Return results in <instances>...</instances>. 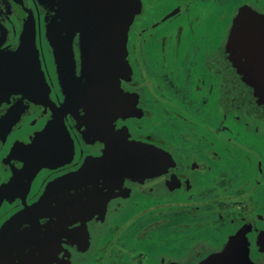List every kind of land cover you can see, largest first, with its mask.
Returning <instances> with one entry per match:
<instances>
[{
  "label": "flooded vegetation",
  "instance_id": "1",
  "mask_svg": "<svg viewBox=\"0 0 264 264\" xmlns=\"http://www.w3.org/2000/svg\"><path fill=\"white\" fill-rule=\"evenodd\" d=\"M43 1L0 0V54H11L19 47L30 21L34 27L29 36L35 39L34 49L39 61L37 73L23 77L28 82L26 88L12 86L8 92L0 91V189L25 171L27 153L35 154L43 148V156L53 157L49 161L35 154L34 159L42 160V169L30 182L26 194L29 207L42 197L52 182L77 173L85 164L105 160L113 152L125 157L121 147L105 144L86 132L84 110L74 96L70 95V105L66 103L68 97L64 93L67 92L57 83L53 45L44 26L50 8ZM67 1L71 3L70 13L75 15V24L74 27H57L61 34H56L54 46L64 50L70 47L79 72L82 49L87 54L88 47L96 46L99 39L97 35H85L92 27L86 19L93 13L95 0ZM139 1L141 12L134 19L127 43L126 60L132 68V77L120 81L118 92L109 86L104 87L108 93L104 89L95 96L89 92L88 115L94 134L116 140L122 137L143 146L148 152L145 162L148 156L152 160L150 171L120 181H99L102 187L92 198L74 201V204L94 201L91 209L80 217L84 222H72L69 229L76 232L59 242L35 240L42 251L37 257L19 250L29 248L21 241V234L31 223L26 216L22 220L25 217L21 199L3 200L0 204V264H140L143 260L144 264H174L171 257L156 260L157 263L147 262L151 255L147 249L153 248L154 243L158 242L168 255L172 252L169 250L172 240L163 239L166 235L158 228L166 218L153 222L162 214L156 213L160 204H153L149 218L141 219V213L138 217L132 216L137 218V224L145 221L135 237L144 255H140L139 260L136 254L131 258L121 253L128 240L124 237L126 221L122 215L132 213V207L138 206L134 203L137 193L152 195L165 183L172 186L164 197L171 203L163 206L166 215L183 212L189 206L194 208L188 215L190 225L176 228L175 234L170 235L181 238L180 235L195 237L202 233V238L194 242H207L210 247L206 252L203 250V259H197L202 257L200 251H192L189 258L195 257L197 262L188 264H210L222 254L219 259L224 258L226 262L228 258L230 264H237L240 259V264H264V160L258 144L248 139L253 136L259 144L264 141L258 123L253 122V114L264 117V28L258 31L249 28L248 31L257 32L248 35L247 43L240 41L241 38L234 39L228 34V28L235 13L225 10L229 12L230 21L224 24V29L221 25L217 30L216 24L222 22L223 0H198L207 3L205 6L197 0H181L183 6H178L180 0L172 4L170 0ZM227 1H231L232 6L241 4L255 8L264 15V0ZM261 30L263 32L259 33ZM183 37L184 43L192 46V54L190 51L185 55L179 53ZM189 37H192L190 41ZM84 38L88 40L86 44ZM207 44L211 46L209 51L205 50ZM224 46H230L232 70L236 71L230 77L216 74L215 69L221 64L210 63L215 60L220 63ZM214 52L213 58L208 57ZM149 55L156 60L155 66ZM168 57L171 62H180L177 71L168 70ZM94 59L96 63L98 58ZM7 78L12 83L22 80V77ZM191 90L195 93L192 103ZM120 92L125 99L134 100V118L123 113L124 103L117 98ZM101 94L110 95V101L104 103L95 99ZM214 112L216 120L208 123L204 130L202 122ZM231 114L233 117L229 118ZM53 122L55 130H51V135L42 136ZM37 137H40L39 142H36ZM158 149L166 156H161L160 162L154 155ZM150 202L145 199L142 205L148 207ZM57 221L40 217L37 224L48 227ZM223 223L229 227L224 234L221 232ZM5 224V235H1ZM81 224L85 227L78 230ZM234 225L238 230L231 233L229 229ZM135 227L131 226L130 231ZM112 228L120 229V233L124 229V232L112 239ZM156 233H160L161 238L153 239ZM142 239L147 240L141 242Z\"/></svg>",
  "mask_w": 264,
  "mask_h": 264
},
{
  "label": "water",
  "instance_id": "2",
  "mask_svg": "<svg viewBox=\"0 0 264 264\" xmlns=\"http://www.w3.org/2000/svg\"><path fill=\"white\" fill-rule=\"evenodd\" d=\"M43 2L44 5H48L50 8V15L46 17L44 26L47 30L49 41H51L53 45L52 52L55 58L57 83L62 91L65 90V92H67V94L64 93L66 97H68L66 103L70 105V95L74 96L79 106L84 110L83 121L86 132L105 144L118 146L119 149L121 147L125 151V157L114 154L113 152V154H108L105 160H98L87 165L85 164L77 173H73L68 177L52 182L46 187L42 197H40L32 207H29L26 202V194L29 192L30 182L42 169V160L34 159V157L40 154L42 159L47 158L49 161L53 157L49 155L43 156V148L36 151V155L33 152L27 153L25 171L21 172L18 176L21 182L17 183L16 180L18 178H13L11 184L0 189V204L3 200L9 201L13 197L20 198L24 206V217L26 216L31 222L30 227L21 234V241L26 242L29 248H25L24 250L19 248L21 252L30 251L31 248H35L38 245V242H35V240L42 241V239H50L59 242L62 241V239H69L76 232L69 229L72 222H84L80 218L81 215L83 212L91 209L94 204L92 199L89 203L83 201V204H74L75 200L79 202L80 200L92 198L96 190L102 187L99 186V181H107L108 179L109 181L113 179L120 181L122 178L127 179L149 172L152 163L150 156L147 157V161L145 162V156L148 155V152L143 149V146L136 142L126 141L122 139V137L119 138L120 140H116L94 134L92 126L89 124L88 115V102L90 101L89 92H93L95 96L103 91L104 87L106 88L108 86L112 87V90L118 92L120 90V81L122 79H129L127 75L131 73V69L126 60L128 55L127 43L134 19L141 12L140 1L95 0L93 2V13L86 19V22H90L92 27L87 29L85 35H97L99 39L96 41V46L88 47L87 54L82 49L83 57L79 72H77L76 65L72 59L70 47L64 50L57 45V47L54 46L56 34H61L60 29L57 27H74L75 15L74 13H70V11H72L71 3L67 0H60L59 2L56 0H44ZM30 24V21L26 24L24 32L26 35L21 40L19 47L11 54L10 52L6 55L0 54L1 92L10 91L12 86H22V88H26L28 82L23 80V77H26L24 75L28 76L32 75V73H37L36 68L39 66V61L37 59L36 50L34 49L35 42L31 40L29 36V32H33L32 27H34V24L33 22L31 25ZM242 24H244L247 29L257 26L255 25L257 23L252 21L246 24L245 21L241 20V25ZM62 32L65 31L62 30ZM254 32L257 31H247L245 29L243 31V36L247 38L248 35ZM262 32L261 30L259 33ZM64 42V44H71L70 41ZM83 42L86 44L88 40L84 38ZM34 50L35 53H32ZM66 54L68 56H66ZM94 58H98L96 59V63L93 62L95 60ZM7 77H22V80L12 83L9 82ZM108 89V91H111L110 88ZM104 90L107 92V89ZM110 98V95H102L95 99L99 102L101 99L102 102L105 103L110 101ZM117 98L124 103L123 113L129 118V115L134 112L130 98L125 99L121 92L118 94ZM262 115H264V113ZM54 126H56L55 122L51 123L47 129L50 130L44 131L42 136L51 135V130H55L52 129ZM39 141L40 137H37L36 142ZM49 142L52 144L54 141ZM154 155L158 156L159 162L162 160L161 156L165 157L159 149ZM24 187L26 189H24ZM26 217L22 220H25ZM40 217L56 218L58 221L53 226H39L37 220H39ZM9 222L10 225L13 224L12 221ZM4 227H6V224L3 226L1 235H5L6 228ZM83 227L85 226L81 224L78 230H82ZM59 229H62V231ZM14 243H17L16 240H14ZM223 255L224 254L218 256V258ZM226 259V262L225 259L222 258L210 264H230L228 258ZM240 261H242V259H240L237 264H240Z\"/></svg>",
  "mask_w": 264,
  "mask_h": 264
},
{
  "label": "rangeland",
  "instance_id": "3",
  "mask_svg": "<svg viewBox=\"0 0 264 264\" xmlns=\"http://www.w3.org/2000/svg\"><path fill=\"white\" fill-rule=\"evenodd\" d=\"M171 2V4H172V2H174L175 0H170ZM190 1H193V0H190ZM160 2V1H159ZM159 2H157V3H159ZM199 1L197 0V3H198ZM207 2V1H206ZM161 3V2H160ZM199 4L200 5H206L207 3H200L199 2ZM184 4H182L181 3V0L178 2V6H183ZM232 7V3H231V1H227L226 2V0H223V3H222V7L220 6V10L222 9L223 10V12H222V22L221 23H218V24H216V28H217V30H219V28H220V26L222 25V29H224V24L225 23H227V22H229L230 21V19H229V12L227 13L225 10H230V8ZM174 10V9H173ZM218 19H219V17H218ZM208 23H211V21L210 22H208ZM184 36H185V34H184ZM225 37V36H224ZM184 39H185V37H183V41H182V43H181V45H180V47H179V53H181V54H183V55H185V54H187V53H189V51H190V53H191V50H192V46L191 47H189V44L190 43H184ZM192 39V37H189V41ZM186 42V41H185ZM199 44H200V42H199ZM210 44V43H209ZM209 44H207L206 46H205V50H207V51H209L210 49V47L211 46H209ZM209 46V47H208ZM215 46V44L214 45H212V47H214ZM216 48H218V46L216 47ZM215 48V49H216ZM219 49V48H218ZM187 52V53H186ZM215 53L216 52H214V54H212V55H208V57H210V58H213L214 56H215ZM192 54V53H191ZM149 57H150V59H151V62H152V65H156L155 64V62H156V60L154 59V57H152V56H150L149 55ZM182 59H183V57L181 56L180 58H179V60H180V62L182 61ZM179 62V63H180ZM177 61H175V60H173V62H171V59H170V57H168V70L169 71H171V70H175V71H177L178 69H179V66L181 65V64H179ZM210 63H214L215 64V62H210ZM183 67V66H182ZM213 70H214V68H212ZM210 71V70H209ZM216 73V72H215ZM218 74H221V73H218ZM185 96H186V94H185ZM195 97V93L191 90V97H190V100H191V103L193 102L192 101V99ZM213 98H215V97H213ZM201 99V98H200ZM200 99H196V101H200ZM207 100H209V99H207ZM212 101V100H211ZM223 102H224V100H223ZM209 103H210V101H209ZM213 102H211V104H212ZM222 107H224V106H222ZM212 110H213V108H212ZM208 114V113H207ZM212 116L210 117V116H207V118H206V122L205 123H203L202 122V125H203V129L204 130H206L207 129V125H208V123H211V122H213L214 120H216V115H215V112H214V114H211ZM233 116H232V114L229 116V118H232ZM253 117H254V119H253V122L255 123V124H257L258 123V125H259V127H260V131H259V133H260V135H261V137H263V139H264V132H262V131H264V122L262 121V120H264V117H257L256 115H254L253 114ZM251 126V124L248 126V128ZM251 128V127H250ZM243 133L244 134H246L245 133V131H243ZM248 136V135H247ZM248 139H250L251 140V142L254 144V145H257L258 144V146L260 147V151H261V153H262V155L261 156H263L262 157V159L264 160V141H261L260 142V144L257 142V141H255L254 140V137L253 136H248ZM256 143V144H255ZM175 144H177L176 142H175ZM176 146V145H175ZM178 149H179V147H178V144H177V146H176ZM181 152V151H180ZM222 166V165H221ZM229 166V162L227 163V165H226V167H228ZM223 168V167H222ZM163 185H164V187H163ZM162 186H160L159 188L160 189H156L155 191H154V193L152 194V195H150V194H148V195H144V194H142V193H137V197H138V199L137 198H135L134 199V203L136 204V205H138L137 207H132V209H131V212L132 213H129V212H127V214H125V215H122V217L125 219V221H126V223H125V226H124V229H125V231H126V233H125V235H124V237H126V239H128L127 241H128V243H127V241H125V245H126V249H123L122 248V250H121V253H125L126 255H129V257H131V258H133V255H135L136 254V258H139L140 257V255H144V252L141 250L142 249V246L141 245H138V240L135 238L136 237V235H138L139 233H140V231L142 230V223H145V221L144 220H141V221H138V224L136 223V219L137 218H134L135 216H139V213H141V219H144V218H146V217H151V215H150V209L153 207V204H155V205H157V204H160L159 206H160V208H159V211H157L156 213H158V212H161L162 214H161V216H159V217H156L155 218V220L153 221V222H157V221H159V220H162V218H166V222H164L163 224H164V226H162L163 224H161L158 228H159V231H160V233L161 232H164L165 233V235H166V237H162L163 239H171L172 240V243L169 245V246H171V247H169L168 245V247H169V250H171L172 252H170L169 253V255H168V251H166V252H164L165 250H163V249H160V245H159V243L157 242V243H154V246H153V248H151V249H147L148 251H150V253H151V255L149 256L148 255V257H147V262H151V263H157L156 262V260L159 262L160 261V259L162 258L163 260L164 259H166V258H168V257H171V263H173L174 262V264H188V263H196L197 262V259H203L204 258V256L202 255V254H204V251L206 252L210 247H209V244L206 242V243H199V242H194V239H201L202 238V233H199V234H196L195 235V237H191V236H187V237H184V235H180V236H182L181 238H178V237H174L173 235H170L171 233L172 234H175V232L173 231V230H175L176 228H185L186 226H188V225H190L189 224V221L190 220H188L189 218H188V215L189 214H191L193 211L191 210V209H194V208H192L191 206H189V208H188V210L187 209H185V211H183V212H180V211H178V212H169L168 213V215H166L165 214V210L163 209V206L164 205H167V204H171V203H167V200L168 199H166V198H164V197H166L171 191H170V189H171V187L172 186H170L168 183H165V184H163ZM169 185V186H168ZM232 185V184H231ZM222 187H223V184H222ZM163 188V189H162ZM144 196L146 197V198H144ZM194 197V196H193ZM196 197V196H195ZM198 197V196H197ZM143 198V199H142ZM145 199H150L151 200V202H150V206H148V207H144L142 204L144 203V200ZM183 201V200H182ZM164 203V204H163ZM140 207H143L144 209H141ZM125 213V212H124ZM166 215V216H165ZM132 216H134V217H132ZM163 216V217H162ZM144 221V222H143ZM232 225V224H231ZM238 226H243L244 227V224H237ZM128 226H130L129 228H128ZM131 226H136L133 230H131L130 231V228H131ZM229 227L226 225V226H224V223H223V226H222V230H221V232L224 234V232L225 233H227V231H226V229H228ZM124 229H123V231H122V233L124 232ZM224 229H225V231H224ZM238 229L236 228V225H234L233 227H232V229L230 228L229 229V231L231 232V233H233V232H236ZM117 232V233H116ZM229 232V233H230ZM120 233V229H116V228H112L111 229V232H110V235L113 237L112 239H117V238H114L115 237V235H118ZM122 233H120V234H122ZM160 233H156V234H154V237H153V239H156V238H161V234ZM222 234V235H223ZM164 235V236H165ZM208 235V234H207ZM119 239V238H118ZM130 239H132V240H130ZM134 239H136V241L134 240ZM139 239V238H138ZM163 239H159V240H163ZM177 239V240H176ZM145 240H147V239H142L141 240V242H144ZM201 242V241H200ZM152 244V243H151ZM164 244H167V241H165V243ZM145 247V246H144ZM204 250V251H203ZM192 251H195V252H198V251H200L201 252V255H202V257L201 258H195V257H192V258H189V256H191L192 255ZM173 253H175V255L176 256H174L173 255ZM172 254V255H171ZM154 257H160V258H158V259H155ZM139 260H140V258H139ZM142 260V259H141ZM144 260L143 261H140L139 263L140 264H144ZM163 262V261H162Z\"/></svg>",
  "mask_w": 264,
  "mask_h": 264
},
{
  "label": "crops",
  "instance_id": "4",
  "mask_svg": "<svg viewBox=\"0 0 264 264\" xmlns=\"http://www.w3.org/2000/svg\"><path fill=\"white\" fill-rule=\"evenodd\" d=\"M230 10L234 11V13H235L234 16H233V20L231 22L230 28H228L229 29L228 30V34L230 33V37H233V29H234V26H235L234 23H236V20L238 18H240V19L242 18L241 20L245 21L246 24H248L250 21L256 22L257 24H255V25H257V26H254V29H256V30L260 29V28H264V15H262L260 12H258L259 10L255 9V8L251 9L249 6H247V5H243L242 6L241 4L233 5L230 8ZM241 13H243L242 17H241ZM234 17H236V18H234ZM245 29L248 31L247 27H245V25L242 24L241 25V34H240L241 35V40L240 41H244V42L247 43L248 39L246 38V36H243V31ZM242 37H243V39H242ZM234 39H236V38H234ZM34 41H35V39H34ZM230 50H231L230 46H224L223 49L221 50L222 51L221 55H222L223 58L221 59L220 63H218V61L215 60V64H221V66L219 65L218 67H216V69H215L216 74L221 73L222 75L228 76V77H230L232 74H236V71L234 69L232 70V68H233L232 65L234 63L231 62L233 60H232V57L230 56V54L228 53V51H230ZM130 69H131V73H129L127 75V77H132V68H131V66H130ZM130 100H131L134 112L131 115H129V118H134L135 117L134 115H135V107H136V105L134 103V100H132L131 98H130ZM262 104H264V102H262ZM124 154H125V151H124ZM25 252L29 253V255H31L33 257H37V256L41 255L42 251L40 249V246L37 245L35 248H31L30 251L27 250ZM29 258H31V257H29Z\"/></svg>",
  "mask_w": 264,
  "mask_h": 264
},
{
  "label": "snow or ice",
  "instance_id": "5",
  "mask_svg": "<svg viewBox=\"0 0 264 264\" xmlns=\"http://www.w3.org/2000/svg\"><path fill=\"white\" fill-rule=\"evenodd\" d=\"M242 16H243V13H241V17ZM240 34H241V20L238 18L235 23L234 29H233V37L236 39H240L241 38ZM215 259H219V258L217 257Z\"/></svg>",
  "mask_w": 264,
  "mask_h": 264
}]
</instances>
